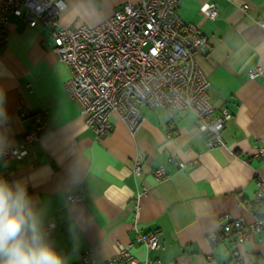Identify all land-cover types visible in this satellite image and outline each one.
<instances>
[{
  "label": "crops",
  "instance_id": "0c3cea01",
  "mask_svg": "<svg viewBox=\"0 0 264 264\" xmlns=\"http://www.w3.org/2000/svg\"><path fill=\"white\" fill-rule=\"evenodd\" d=\"M125 1L64 0L59 21L93 26ZM204 3L218 9L215 19L203 17ZM177 13L206 39L207 48L193 59L208 79L215 112L231 114L223 146L207 145L190 111L170 115L145 106L134 134L113 116L112 130L97 137L66 87L70 70L53 51L50 28L9 18L0 42V178L10 182L13 196L26 192L25 213L35 217L40 232L45 222L57 223L45 241L66 264L85 250L108 258L128 245L143 259L136 229L159 234L148 253L159 260L154 264H264V234L240 245L233 235L211 241L225 216L247 223L264 216V199L255 198V179L264 177V153L258 151L264 149V74L249 77L252 68H264L258 22L264 0H180ZM20 105L28 109L25 116ZM40 125L47 130L27 145L25 135ZM13 147L27 153L4 157ZM159 166L165 178L154 176ZM70 194L81 197L68 201Z\"/></svg>",
  "mask_w": 264,
  "mask_h": 264
},
{
  "label": "built area",
  "instance_id": "2783aa9c",
  "mask_svg": "<svg viewBox=\"0 0 264 264\" xmlns=\"http://www.w3.org/2000/svg\"><path fill=\"white\" fill-rule=\"evenodd\" d=\"M180 0H126L101 23L93 26H63L59 13L65 8L64 0H0V42L10 16L24 17L29 26H47L53 39V51L60 62L66 64L70 75L66 87L79 107L85 122L97 137L113 128L112 117L117 116L134 134L144 119L140 106L163 108L168 114L178 110L190 111L196 127L205 134L209 147L223 146L222 132L231 114L226 108L215 112L208 95V79L193 59L197 50L207 48L206 39L198 25L184 23L177 13ZM244 9L246 5L242 6ZM204 18L215 19L218 9L210 3L199 8ZM264 27V18L258 19ZM264 74L257 66L249 77ZM21 116L28 109L19 106ZM47 130L40 125L28 131L25 143ZM259 153H264L260 148ZM27 148H9L4 157L20 158ZM183 163L180 164L183 167ZM135 174L139 167L135 162ZM157 179L167 176L162 166L153 171ZM0 181L10 185L8 180ZM255 198L264 199V177L255 179ZM79 194L68 195V201H77ZM211 241L234 236L237 245L251 240L255 234H264V216L247 223L242 219H228ZM57 223L45 222L41 228L44 239L51 237ZM135 227V225L133 224ZM146 257L140 259L130 245L108 258H98L90 250L83 251L73 264H154L148 253L159 243L157 232L142 233L136 229ZM234 255H238L235 251Z\"/></svg>",
  "mask_w": 264,
  "mask_h": 264
},
{
  "label": "clouds",
  "instance_id": "9594fccd",
  "mask_svg": "<svg viewBox=\"0 0 264 264\" xmlns=\"http://www.w3.org/2000/svg\"><path fill=\"white\" fill-rule=\"evenodd\" d=\"M26 202L25 191L13 196L0 181V264H66L43 238L35 217L25 213Z\"/></svg>",
  "mask_w": 264,
  "mask_h": 264
}]
</instances>
